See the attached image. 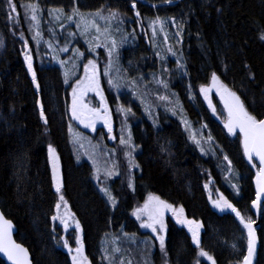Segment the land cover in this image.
Returning a JSON list of instances; mask_svg holds the SVG:
<instances>
[{"label":"trees","instance_id":"16d2710c","mask_svg":"<svg viewBox=\"0 0 264 264\" xmlns=\"http://www.w3.org/2000/svg\"><path fill=\"white\" fill-rule=\"evenodd\" d=\"M30 2L35 0H13L16 12L11 13L7 0H0V36L6 42L0 55V206L16 224V239L29 248L34 264H72L63 239L67 238L70 245L75 244L73 231L65 232L57 221L51 220L59 194L52 180L49 144L59 154L62 191L81 222L84 248L95 264H102L96 255L101 241L110 233L117 234L126 228L142 237L150 235L151 231L143 232L140 221L132 215L149 193L175 206L182 205L187 216L202 221V247L213 255L217 264H240L247 252L246 229L235 213L219 211L211 205L205 185L217 184L246 219L255 220L251 202L255 199L254 179L259 165L253 161L256 167H252L242 152L240 140L224 131L221 120L210 113L197 94V87L208 82L215 72L241 96L250 112L258 118L264 116V40L260 39L264 30V0H173L171 4L163 0H136V9L131 7L132 0H36L43 8L40 21L43 15L45 36L58 40L57 44L66 40L78 44L81 41L77 34L69 35L75 31L74 24L60 27L47 17L53 8L65 12L73 7L81 12L100 8L119 10L124 22L121 27L127 33H131V25L134 29L138 26L135 15L138 10L144 27H150L149 20L159 16L173 26L171 34L181 32L179 42L174 38L171 42L182 55L186 79L180 71H169L167 79L170 82L178 79L179 86L186 80L191 86L195 99H184L183 106L194 126L204 121L210 128L216 148L207 155L201 153L179 121L163 110H159V127L142 119L140 123L146 121L148 126L142 130L141 170L135 176V190L122 177L114 179L111 188L117 198L115 208L94 183L91 164L79 161L72 145L70 88L64 82L61 68L49 58L40 59L36 52L39 91L26 70L22 46L15 33L24 31L31 38L28 29L26 32L23 7ZM9 13L16 16L15 21ZM172 18L177 24H183L182 29L171 22ZM122 61L127 62V69L134 76L157 71V65L162 72L164 66L143 39L124 48ZM167 65L172 66L171 61ZM38 102L44 105L47 124L40 116ZM137 130L136 137L140 132L135 126L134 132ZM224 155L232 163L231 179L227 177ZM234 184L238 193L232 187ZM166 223L167 255L161 252L156 239L151 256L154 264L166 261L167 264H196L198 249L188 231L178 226L172 216ZM257 232L260 244L255 264H264V205ZM0 264H6L1 257ZM199 264L211 262L204 258Z\"/></svg>","mask_w":264,"mask_h":264},{"label":"snow or ice","instance_id":"6c2138e0","mask_svg":"<svg viewBox=\"0 0 264 264\" xmlns=\"http://www.w3.org/2000/svg\"><path fill=\"white\" fill-rule=\"evenodd\" d=\"M166 4H171L173 0H163ZM8 6L11 9V13L16 12V5L13 3V0H7ZM23 7L31 13V20L36 22V26L39 25V19L37 13L41 10L39 9L38 4H25ZM131 7L136 9V0H132ZM57 13L56 18L59 19L60 16H66L69 22L76 21V27L80 29V34L84 36H88L89 33L95 32V35L89 40V50L95 51L96 48L105 47L108 51V64L105 67L104 74L108 75L109 70L113 65V56L115 55L118 58V48L127 37H123L121 41H117L112 36V21H117L118 23H123L120 19L121 13L119 10L113 11L112 9H108V15H104V9H98L94 13H88L85 15L82 13L78 7H73L70 13H64L63 9L51 10ZM9 13L10 19L16 20V16H13ZM27 14V13H26ZM136 17H139L141 14L137 10L135 12ZM104 21L103 27L97 21ZM173 24H177L175 18H172L171 21ZM167 21L165 19L157 16L155 19L149 20V26L152 28V35L155 37L157 34V25L159 26V30L164 32V40L167 42L168 33L164 31L165 24ZM183 24H177L178 29H182ZM119 31V28L116 29ZM135 29H133L132 33L129 35H133ZM41 33L37 31L35 33L34 39L40 37ZM70 36H75V33H69ZM177 35L180 36L181 32H177ZM260 39L264 40V30L261 31ZM105 41L107 43H105ZM179 42V41H178ZM4 41L0 39V47H2ZM37 44H39V39H37ZM49 47H52L51 42H48ZM62 51L67 52L68 47L62 49ZM167 51L171 53L172 56H176L177 53L173 51L171 46L167 47ZM159 55V53H157ZM75 56L78 59H82L84 57V53L79 49L75 50ZM161 59H165L161 57ZM24 60L26 61L28 71L31 73V77L33 82L35 83L36 90L39 91L40 83L37 80V73L33 67V57L31 52H26L24 54ZM62 65L66 63L65 61H59ZM75 68L76 65L74 64ZM226 67V66H225ZM84 75L82 78H78L75 81V86L72 87V102L70 106L71 116L73 119L82 123L86 128H91L93 131H96V124L98 121H102L103 124L107 127V131L109 134L113 132V122H112V114L111 109L109 108L107 99L104 95L103 89L101 87L100 82V71L98 65L95 60L89 59L88 62L83 66ZM177 68L184 69L185 65L180 63L179 58L177 59ZM164 72H168L167 68L163 69ZM211 83L206 86H201L199 91L204 95V98L208 101L209 107L212 108L213 113L216 112L215 106L211 101V93L215 90L219 95L221 100L224 103V108L227 110V118L225 122V127L228 129V132L232 135H236L237 132L242 134V142L244 154L247 157L249 163L252 164V167H256V163H253L254 159L258 160L259 168L256 173V186H257V194L256 199L252 202L253 207L259 211L260 209V200L261 197L264 196V116L258 118L257 115H254L252 112L248 110L245 106L244 101L241 99V96L237 94V92L233 91L228 87L223 81H221L220 77L213 72L211 74ZM65 83H68V73L65 72ZM108 83L111 87L119 88L120 84L112 79L109 76ZM157 83L161 84L165 89L168 88L167 81L163 79H158ZM132 84L135 85V81H132ZM191 86L189 85V88ZM95 93L96 96L100 98V104L98 107H92L88 103H85V96L89 93ZM175 95V94H174ZM160 100H168L167 96L158 97ZM192 99H195V95H192ZM40 107V116L43 118L44 123L47 124V116L45 115L44 105L42 102H38ZM176 106L179 107L180 111H183V106L180 104L179 100H176ZM148 111V109H145ZM172 111L173 115H176V109H169ZM116 111L122 113L124 116V121L126 122L129 115H135L132 112L130 107H125L124 105H117ZM149 115L151 116V112L149 111ZM153 123H156L153 120ZM181 123L184 124L185 130L190 131V139L199 147L201 153L205 155L208 154V151L203 147V142L211 143L213 137L209 133L206 140L202 136V133H197L194 130H191V122L187 119H181ZM207 125H202V128H206ZM127 130V139H125L123 133ZM199 136V138H198ZM111 139L115 140L116 137L113 135ZM75 142V140H74ZM121 145L126 146L130 149L129 152L126 153L129 160V170L132 168H139V165L135 162V158L132 153L136 149V145L132 143V134L130 125H126V123H122L121 127V136L119 140ZM48 154L51 160L52 167V180L55 185V191L59 194L58 202L55 203V214L51 216V220L53 222L59 221L60 225H62L63 230L65 232L68 231L70 227L74 226L75 233L74 239L76 243L75 249L71 247L67 238L63 239V247H65L71 255L72 264H91V261L85 255L84 251V241L82 237L83 229L80 224V221L76 218L75 213L70 210V206L68 205V201L65 199L63 194V176L61 172L60 166V157L57 153L56 149L49 144L48 145ZM224 160L228 161V165L231 166V161L228 159L227 155H224ZM95 164V161L93 162ZM101 169L99 167L96 168V179L100 181L101 179ZM120 173L118 171V164L113 163L111 168L104 169V176L108 179L113 176H119ZM129 187L135 190L134 183L132 179L129 180ZM205 187H208L206 184ZM233 188L236 189L238 193V188L236 185H232ZM101 191L107 196L108 200L111 202L112 207L115 208L117 204L116 197L112 194L111 190L108 187H101ZM215 207L220 209V211L231 210V212L235 213V216L239 218L240 223L243 225V228L246 229V239H247V254L243 257V260L240 264H253V260L256 254V246H257V234L254 225L256 221L251 217L245 218L244 215L240 212V210L223 194L219 193V196L216 200L213 201ZM63 208V211L61 209ZM171 212V215L175 218V222L178 225L186 226L189 233H191V242L196 245V248L199 250L198 255L200 257L206 258L211 264H217L213 255H211L208 251H206L202 247L201 242V229L203 228V223L196 219H189L185 214V209L181 205L179 207L169 203L166 200L161 199L160 196L155 195L153 193H149L147 199L143 203L142 206H139L134 209L132 215L136 217L137 220L140 221V227L145 229H150L152 233L155 234L156 239L159 240V248L164 255H167L166 250V235L168 231V225L165 220V214ZM13 229L14 225L12 220L5 217L3 211H0V253H3L11 264H32L29 250L23 244L18 243L13 238ZM55 231V229H53ZM78 233V234H76ZM127 235V234H125ZM235 248V245H233ZM115 252H120L119 247L114 249ZM104 258L108 259L110 264L113 259L111 255H109L108 249H104ZM121 264L123 262L121 261ZM131 264V261L128 262ZM167 264V261L165 262ZM196 264H199V260L196 261Z\"/></svg>","mask_w":264,"mask_h":264},{"label":"rangeland","instance_id":"374dc122","mask_svg":"<svg viewBox=\"0 0 264 264\" xmlns=\"http://www.w3.org/2000/svg\"><path fill=\"white\" fill-rule=\"evenodd\" d=\"M29 4L39 5V3L36 2V0L35 2H30ZM39 9L41 11L37 13L38 19H39L38 26H36L35 21H32L29 18L31 16V13L28 12L26 9L24 10L25 13H27L25 14L27 18L26 32L28 29L29 33L31 34L30 36L31 38H29L24 33V31L20 33H15L16 40L18 39V41L20 42L22 46V58L24 60V54L30 51L33 57V67L36 70V62H37L36 52H38L40 55V59L47 60V58H49L55 65L59 66L64 74V77H65V72L68 73V83L66 84L69 85V88H70L69 89V96H70L69 112H70V118H71V125L69 128V132H70L72 145L74 146V150L76 152V155L79 161L86 160L87 162L91 164L94 183L96 184L97 188L99 189L102 195L107 197L101 191V187H108L112 192L111 184L113 180L118 177H122L125 181H127V183H129V180L131 178L132 182L134 183L136 173L140 172L141 170L138 159H137V155L140 153L142 149L141 148V145H142L141 139L143 138L142 130L145 131L146 126H148L147 125L148 122L143 121V124H141L140 122L142 121V119H146L147 121L152 123L155 127H159V122L157 121L159 110H163L167 112V114L170 115L171 117L177 118V120L179 121L188 139L197 147V145L189 138L190 131H186L184 124L181 123L182 118L187 119L188 121L191 122L183 106V101L186 98L194 101V99H192L193 94H192L191 88L189 89V84L186 80L184 81V84L180 82L181 86H179V84L177 83L178 79L176 82L174 81L170 82L167 79L169 78L168 77L169 71L170 72L180 71V73L185 76V79L187 75L184 72V69L177 68V59L179 58L180 63H182V55L179 53L177 49L173 47L171 38H174L178 41V35L177 33L171 34L170 28H172L173 26H170V23L167 20H166L167 23L165 24V28H164V31L168 33L167 42H165L164 40V32H161L159 30L158 25H157V34L155 35V37H153L152 28L144 27L139 17L136 18L138 26L137 28H135V32L133 35H129V33H127L126 30L123 28L124 22L118 23L117 21H112L111 23L112 36L118 42L121 41L123 37H127V39L124 40V42L120 44L118 48V58L115 55L113 56L112 59L114 62H113L112 68L109 70V74L105 75L104 70L109 60L107 48L100 47V48H96L95 51L89 50V40L92 39V37L95 35V32L93 31L89 33L88 36L81 35L80 29L76 27L75 20L72 22H69L67 19L65 20V16H60V18L57 19L56 18L57 13L50 11V14L52 15L48 13L47 17L51 18L54 21V23L59 24L60 27H63L65 25L74 24L75 27H72V28H74L75 31H73L72 33H75L78 36H80V41H81L80 44L70 42V40L69 41L66 40V42H62V44L61 43L57 44L58 40H53L52 38L45 36V32L43 31L44 24L42 23L43 15L40 21V16H41L40 13L44 14L42 6L39 5ZM100 9H104L103 14L105 16L108 15V8L107 9L100 8ZM52 10H58V9L53 8ZM112 10L115 11L114 9ZM96 11L97 10L87 11V12H82V13L87 15L88 13H94ZM70 12L64 11V13H70ZM120 19L122 20V16L120 17ZM97 22L101 24V26L103 27L104 21L98 20ZM45 25L48 27L47 24ZM117 28H119V31L116 30ZM133 29L134 28L131 25L129 31L132 33ZM37 31H39L41 35L40 37H37L34 39L35 33ZM173 31L175 32V30ZM0 39L4 41L3 46L0 47V55H2V53L5 50L6 42L1 36H0ZM37 39H39V44H37ZM138 39L139 40L143 39L144 41L147 42V47L150 50V52H152L155 55L157 60L163 61V63H161L162 65H164L163 69L168 68L169 69L168 72L159 71L160 69L158 65H157V69H158L157 71L152 70L147 75L134 76L128 71L127 66H126L127 62L122 61V51L124 50V48L132 45L134 42H138L139 41ZM49 41L51 42L52 47H49V44H48ZM105 43L107 42L105 41ZM65 45H67L68 47L67 52L62 51ZM168 46H171L173 48V51L177 53L176 56H172L171 53L167 51ZM76 49H79L81 52L84 53V57L82 59H78L75 56ZM157 53H159V55H157ZM161 57H164L165 59H161ZM89 59L96 61L99 71H100L101 87L103 89L104 95L107 99V102H108L109 108L111 109V114H112L113 132L111 134L108 133L107 127L103 124L102 121L97 122L96 131H93L91 128H86L82 123L73 119L71 116L70 106L72 102V87L75 86L76 79L83 77L84 75L83 66L88 62ZM61 60L65 61L66 63L62 65L61 63H59V61ZM168 61H171L172 66L167 65V67H165V63ZM24 64H25L27 72L31 76V73L28 71L25 60H24ZM74 64L76 65L75 68L73 67ZM109 76H111L114 81L120 84V87L118 89L111 87L109 85L108 83ZM210 78L208 82H206L203 85H199L197 87V94L205 102L210 113L213 114L219 120H221V122L223 123L222 127L224 131L230 137L232 138L237 137L240 140L242 152L244 154L242 134L237 132L236 135H232L231 133L228 132V129L225 127V122L227 118V110L224 108V103L221 100L220 95L215 90H213V92L211 93V101H212V104L216 108V112L213 113L212 108L209 107L208 101L204 98V95L200 93L199 91L201 86H206L211 83ZM158 79H163L167 81L168 88L165 89L161 84L157 83ZM171 79H172V74H170V80ZM132 81H135V85L132 84ZM179 87H180L181 92L179 90ZM160 96H167L168 100L166 101L160 100L158 98ZM177 99L179 100L180 104L183 106L182 112L180 111L179 107L176 106L175 102ZM85 103H88L92 107H98L100 104V98L96 96L95 93L89 92L85 96ZM117 105H124L125 107H130L132 109V112L135 115L134 116L129 115L125 122L123 114L116 111ZM146 108L148 109V111L145 110ZM172 108L176 109V113H177L176 115H173L172 111L169 110ZM149 111L151 112V116L149 115ZM153 120H155L156 123H153ZM122 123H126V125H130L131 134H132V143L136 145V149L132 153V155L135 158V162L139 165V168H132L131 171L129 170V160L126 155V153L130 151V149L124 145H121L119 142L120 136H121ZM202 125H206V123L203 121L201 122L200 126H194L193 123L191 122V130H194L197 133H202V136L206 140L209 133L211 134V131L209 127L202 128ZM135 126H137L140 132L139 135H137V137H136V133L138 132V130L134 132ZM113 135L116 137L115 140L111 139V136ZM123 135L125 139H127V130H125ZM214 142H215L214 140H212L211 143L202 141L203 147L206 149V151H208V153H212L213 148L214 147L216 148V145H214ZM197 149L200 151L199 147H197ZM94 161H95V164L93 163ZM114 162L118 164V171L120 175L113 176L112 178L108 179L104 176V169L111 168ZM226 164H227V177L231 179L234 176L233 175L234 171H232V163H231V166H229L228 161H226ZM97 167L101 169L100 181H97L96 179V168ZM207 185L208 187H205V188L208 193L209 201L215 209L220 211V209L214 206L213 201L218 198L219 193H223L228 199L229 197L219 188L217 184L212 185L209 183ZM229 200L231 201V199ZM144 202H145V199L142 200L141 204L139 203L138 205L142 206ZM177 207H179V205ZM70 210L73 212L71 207H70ZM61 211H63V208L61 209ZM225 211H231V210H225ZM169 216L170 217L172 216L171 212H168L165 214V220ZM187 217L189 219H196V218H192L189 216ZM134 218L136 219L135 216ZM172 218L175 222V218L173 216ZM198 221H201V220H198ZM57 222L63 230L62 225H60L59 221ZM178 226H181V225H178ZM181 227H184L187 230L186 226H181ZM203 229H204V225H203V228L201 229V234L203 232ZM70 230L73 231V234L75 233L74 226L70 227L67 232H69ZM148 230L150 229L142 228L143 232H146ZM127 231L128 229L125 228V230L122 229L117 234L110 233L108 236L104 237V239L101 241L100 249L98 252L99 254L96 255L98 257V261L102 264H110L109 260L104 258V249H108L109 255L113 257L111 264H121V261L123 262V264H128L129 261H131V264H154L153 258L151 256H153V251L155 250V246H156L155 234L150 232V235L145 236L146 234H143V237H142V235L140 236V235L135 234V231H128V232ZM189 235L191 237V233H189ZM72 238H73V242L75 243L74 237ZM76 246H77L76 243L74 245H71L73 249H75ZM117 247H119L120 252L114 251V249ZM84 251H85V255L87 256L85 248H84ZM87 257L91 261L90 257L89 256ZM197 257L199 260L204 259V257H200L199 255ZM91 264H95V263L91 261Z\"/></svg>","mask_w":264,"mask_h":264},{"label":"water","instance_id":"95a60500","mask_svg":"<svg viewBox=\"0 0 264 264\" xmlns=\"http://www.w3.org/2000/svg\"><path fill=\"white\" fill-rule=\"evenodd\" d=\"M255 160V159H254ZM257 162V164L259 165L258 163V160H255ZM254 189H255V199H256V194H257V186H256V177L254 179ZM254 199V200H255ZM253 200V201H254ZM252 201V202H253ZM251 202V210L255 216V221H256V224L254 225L255 229H256V234H257V246H256V254H255V258L253 260V264L256 263V259H257V256H258V250H259V244H260V240H259V235H258V232H257V228L260 226V220H261V215H262V209H263V205H264V196L261 197V200H260V209L259 211H257V209L255 207H253V204ZM0 211H3L1 206H0ZM6 218H8L6 215H5ZM10 219V218H8ZM11 220V219H10ZM13 222V221H12ZM13 225H14V229H13V238L18 242V243H21L19 242L17 239H16V233H17V226L16 224L13 222ZM22 244V243H21ZM24 245V244H23ZM26 248H28L26 245H24ZM29 250V248H28ZM29 254H30V258H31V261H32V264H34V261H33V256H32V253L31 251L29 250ZM247 254V252H246ZM0 257L5 261L6 264H11V261H9L7 259V257L3 254V253H0Z\"/></svg>","mask_w":264,"mask_h":264},{"label":"flooded vegetation","instance_id":"af4514ba","mask_svg":"<svg viewBox=\"0 0 264 264\" xmlns=\"http://www.w3.org/2000/svg\"><path fill=\"white\" fill-rule=\"evenodd\" d=\"M187 113V112H186ZM188 115V114H187ZM189 117V116H188ZM174 118V117H173ZM177 119V118H176ZM157 121H159V115H158V117H157ZM142 150V149H141ZM139 155H141V154H138L137 155V159H138V162H139ZM203 155V154H202ZM204 156V155H203ZM139 173V172H138ZM137 174V173H136ZM112 185V184H111ZM112 189V188H111ZM112 193H113V191H112ZM114 194V193H113ZM115 195V194H114ZM168 219V218H167ZM167 219H166V222H167ZM91 259V258H90ZM92 261V260H91Z\"/></svg>","mask_w":264,"mask_h":264}]
</instances>
